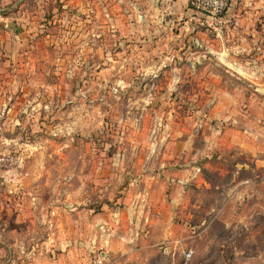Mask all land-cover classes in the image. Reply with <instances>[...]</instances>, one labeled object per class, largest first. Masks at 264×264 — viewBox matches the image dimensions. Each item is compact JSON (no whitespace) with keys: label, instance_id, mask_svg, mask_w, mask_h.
<instances>
[{"label":"rangeland","instance_id":"rangeland-1","mask_svg":"<svg viewBox=\"0 0 264 264\" xmlns=\"http://www.w3.org/2000/svg\"><path fill=\"white\" fill-rule=\"evenodd\" d=\"M142 2L18 0L4 10L14 28L0 23L3 199L22 238L52 234L84 258L120 234L93 217L127 222L131 199L149 189L152 204L176 203L146 221L144 209L130 214L132 225L158 217L168 228L153 234L162 263L182 264L189 248L187 264H264V0L249 9L252 34L240 39L225 13L198 23L222 46L186 54L169 31L142 28Z\"/></svg>","mask_w":264,"mask_h":264},{"label":"crops","instance_id":"crops-1","mask_svg":"<svg viewBox=\"0 0 264 264\" xmlns=\"http://www.w3.org/2000/svg\"><path fill=\"white\" fill-rule=\"evenodd\" d=\"M142 1L141 12L138 16V20L142 23V28H144L145 23H151L154 26L153 33L155 34L161 35L162 32L169 31L168 36L170 37L171 35L173 41L179 42V45H181L179 50H184V54L193 47H204L207 50H211L213 42L217 46H222L218 40H209V37L211 39L213 34L209 35L206 31L199 30L198 23L201 16L188 9L187 0ZM256 1L261 0H231L229 9L224 16V18H236L238 23H241L240 29L236 31L240 39H243L246 36L245 34H252L254 32L251 29L253 22L251 15L253 12L249 9L256 8L259 5V2ZM17 2L18 0H0V23H4V26L8 24L4 10L8 9L7 6L12 3L14 5ZM252 3L255 7H251ZM248 5L250 6L247 11L242 12ZM142 32H145V30H142ZM231 33L235 34V31ZM5 34V38L13 46H17L16 35L9 36V34ZM227 36L224 33L222 38L225 39ZM239 167H244V165H240ZM3 193L4 191H0V264H87L95 257L80 258V250L76 246L66 248L63 242L54 239L55 237L51 236L52 234L46 233V236H31L29 240L25 239V237L22 238L19 232H22L20 226H24V224L16 220L17 210L7 204V201H4L3 198L6 196ZM135 196L136 198L131 199V203L128 205V214L125 217V219H129L127 222H123L122 216L117 213L113 214L117 220L110 217V215L100 216L96 214L93 217V223L99 221L109 225L112 233L120 232L118 236L110 238L105 251L98 254H105L112 260L113 264H173V261L162 263L163 259H165L164 253L166 251L161 253L156 249L161 242L154 236L156 235V230L166 231L168 228L164 229L160 223V229H157L159 221L156 219L158 217L154 221H151L152 223L150 222L148 227L144 223L141 224L138 217H135V219H132V225L130 214L132 216L135 213L139 215V212L143 214L145 210L144 220L146 221L150 212L160 215L162 213H171L176 209V203L173 200L170 202L163 200L159 204L156 203L158 206L152 204L151 198H154V192L149 189H144ZM8 200L10 201V199ZM151 206H153L152 211L150 209ZM38 224H40L39 233L42 230L46 231L51 225L48 221ZM34 228L32 231L36 229ZM72 239L76 240L74 237Z\"/></svg>","mask_w":264,"mask_h":264},{"label":"built area","instance_id":"built-area-1","mask_svg":"<svg viewBox=\"0 0 264 264\" xmlns=\"http://www.w3.org/2000/svg\"><path fill=\"white\" fill-rule=\"evenodd\" d=\"M231 0H187V6L193 13L200 15L201 25L211 26L212 22H219L227 13ZM192 256V250L186 248L182 253V264H187ZM87 264H113L105 254L93 257Z\"/></svg>","mask_w":264,"mask_h":264},{"label":"water","instance_id":"water-1","mask_svg":"<svg viewBox=\"0 0 264 264\" xmlns=\"http://www.w3.org/2000/svg\"><path fill=\"white\" fill-rule=\"evenodd\" d=\"M11 27L14 28V24H8V25H7V28H8V29L11 28Z\"/></svg>","mask_w":264,"mask_h":264}]
</instances>
